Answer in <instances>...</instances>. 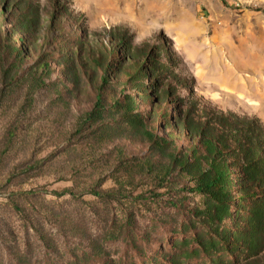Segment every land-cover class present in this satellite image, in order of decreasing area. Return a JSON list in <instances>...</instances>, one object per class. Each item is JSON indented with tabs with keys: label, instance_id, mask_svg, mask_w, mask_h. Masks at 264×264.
I'll use <instances>...</instances> for the list:
<instances>
[{
	"label": "rangeland",
	"instance_id": "rangeland-1",
	"mask_svg": "<svg viewBox=\"0 0 264 264\" xmlns=\"http://www.w3.org/2000/svg\"><path fill=\"white\" fill-rule=\"evenodd\" d=\"M133 66L145 72L126 84ZM97 94L102 115L84 123ZM128 99L170 142L162 109L173 122L233 112L264 127V0H0V264L181 255L201 197L173 172L151 177L166 155L113 106Z\"/></svg>",
	"mask_w": 264,
	"mask_h": 264
},
{
	"label": "trees",
	"instance_id": "trees-1",
	"mask_svg": "<svg viewBox=\"0 0 264 264\" xmlns=\"http://www.w3.org/2000/svg\"><path fill=\"white\" fill-rule=\"evenodd\" d=\"M25 23L21 28L27 30ZM42 68L46 71L47 66L43 64ZM144 72L141 66H133L126 84L142 78ZM105 82L102 74L101 83ZM164 94L172 97L174 92L167 90ZM166 103L170 105L172 100ZM131 104L128 99L124 106L119 101L113 106L122 111L128 127L139 128L154 153L166 155V166L151 177L163 184L173 172L189 180L190 190L201 197L200 207L192 211L196 221L191 236L179 243L181 255L171 264H264V127L260 121L233 112L205 113L196 119L187 110L173 122L169 111L162 109L158 124L168 120L167 126L176 133L175 141L170 142L161 133L156 135L145 128L139 116L131 114ZM102 111L97 94L93 111L84 116V123H95ZM179 130L187 149L176 145ZM140 169L153 172L149 163ZM63 193L74 196L69 189ZM91 193L103 195L100 190Z\"/></svg>",
	"mask_w": 264,
	"mask_h": 264
}]
</instances>
